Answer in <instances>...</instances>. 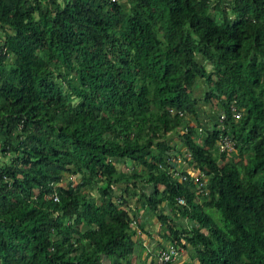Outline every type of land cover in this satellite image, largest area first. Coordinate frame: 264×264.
Instances as JSON below:
<instances>
[{"label":"trees","instance_id":"trees-1","mask_svg":"<svg viewBox=\"0 0 264 264\" xmlns=\"http://www.w3.org/2000/svg\"><path fill=\"white\" fill-rule=\"evenodd\" d=\"M0 154V264H264V0H0Z\"/></svg>","mask_w":264,"mask_h":264},{"label":"rangeland","instance_id":"rangeland-1","mask_svg":"<svg viewBox=\"0 0 264 264\" xmlns=\"http://www.w3.org/2000/svg\"><path fill=\"white\" fill-rule=\"evenodd\" d=\"M124 1V0H122ZM200 83H198L197 87L194 88V91H196L198 94H200L198 91L201 88V85L203 84L202 81L199 80ZM219 110V106L217 104V102L213 99L207 102L204 101H199L197 103V112L199 114V119L203 122V123H210L213 122L214 120H216L217 115L216 113ZM189 119V118H188ZM218 120V119H217ZM191 122H194V119L190 118ZM168 138L170 140H172L175 143L179 144V138L176 134L175 131L169 132L168 133ZM182 144H180L181 146ZM230 150V149H229ZM229 152V151H228ZM227 155V154H226ZM0 157H2V155L0 154ZM183 157L181 156V154L179 152H176L175 155L173 154V157H171L172 161H173V170L177 171V168L179 167V165L183 166L184 168H188L189 166L186 165V162L183 161L182 159ZM116 167L118 169H122V170H128L130 169V164H123L121 162H117L116 163ZM173 171V172H174ZM69 176L71 177H75L74 174H69ZM131 197H134V195L132 194ZM162 211H168L170 210L169 213H167L171 218L173 217L174 219H182L184 220L185 217L184 216H180L178 215L177 212H173L172 209L166 205L164 202H162ZM153 214H150V220L149 223L151 224L152 227H158L160 226L159 220L156 217L155 213L152 211ZM153 215V216H151ZM157 219V220H156ZM154 225V226H153ZM150 227V226H149ZM153 229V228H152ZM159 230V229H158ZM162 238V237H161ZM164 239V238H163ZM152 241V240H151ZM151 241L148 240V242L146 243V246L143 247L142 245H139L138 242H136L134 244V248H133V253L130 254V260L132 261L133 264H151L150 263V249L152 247L153 244H151ZM167 243V242H166ZM160 245V244H159ZM189 253H191V249L188 247H179L177 250L176 255L172 258V261L169 264H178L181 260L183 259H187L189 258Z\"/></svg>","mask_w":264,"mask_h":264},{"label":"built area","instance_id":"built-area-1","mask_svg":"<svg viewBox=\"0 0 264 264\" xmlns=\"http://www.w3.org/2000/svg\"><path fill=\"white\" fill-rule=\"evenodd\" d=\"M233 115L237 116L238 115V111L234 110L233 111ZM219 116H221V113L219 114ZM217 149L218 150H229L232 147V140L227 137L226 135H222L218 138L217 140ZM183 159V158H182ZM184 161V159H183ZM186 170L192 174V178L193 180L196 181L197 184H203L204 182V176L202 172L199 171H193L191 168H186ZM174 171V170H173ZM172 171V172H173ZM53 197H55V195H53ZM175 200L177 202H183V197L181 195H177L175 197ZM155 257H154V264H168L172 258L176 255L177 253V247L175 246V244L173 242H167L164 244L163 247H158L155 250Z\"/></svg>","mask_w":264,"mask_h":264},{"label":"crops","instance_id":"crops-1","mask_svg":"<svg viewBox=\"0 0 264 264\" xmlns=\"http://www.w3.org/2000/svg\"><path fill=\"white\" fill-rule=\"evenodd\" d=\"M170 212V210H168ZM166 211L167 213H169ZM165 212V211H164ZM150 214H153L152 211L147 209H141L138 213V223L136 225V232L135 236L138 239V244L142 245L143 247L146 246V243L151 241L152 247L150 249V256L153 255L157 247H159L160 243H164L166 240L161 238L160 231L158 227H152L149 223ZM153 216V215H151ZM157 220V219H156ZM150 226V227H149ZM154 226V225H153ZM153 228V229H152Z\"/></svg>","mask_w":264,"mask_h":264},{"label":"clouds","instance_id":"clouds-1","mask_svg":"<svg viewBox=\"0 0 264 264\" xmlns=\"http://www.w3.org/2000/svg\"><path fill=\"white\" fill-rule=\"evenodd\" d=\"M231 149V148H230ZM158 248V247H157ZM178 250V249H177ZM172 261V260H171Z\"/></svg>","mask_w":264,"mask_h":264}]
</instances>
